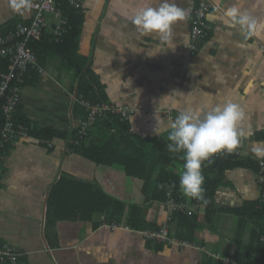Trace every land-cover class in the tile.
<instances>
[{
  "label": "crops",
  "instance_id": "1",
  "mask_svg": "<svg viewBox=\"0 0 264 264\" xmlns=\"http://www.w3.org/2000/svg\"><path fill=\"white\" fill-rule=\"evenodd\" d=\"M81 1L84 22L78 53L87 59L94 91L108 101L102 104L136 111L130 120L131 133L167 140L181 111L206 112L230 101L246 114L234 150L264 160V50L260 46L264 30L249 38L220 18L223 8L235 4L264 20V0H214L218 10L207 18L210 37L195 56L188 54V48L198 0H175L187 16L164 40L155 34L142 35L128 19L142 0ZM151 2L158 7L160 0ZM33 15L32 9L18 15L9 0H0V29L19 18L30 23ZM55 22L50 17V28ZM36 76L22 82L19 113L31 126L67 138L42 141L29 136L6 147L0 177V244L20 249L24 264H224L221 258L259 264L264 260L258 224L249 221L245 229L238 227L240 216L233 213L245 203L260 200L263 192L259 166L249 159L235 158L247 165L225 169L214 211L192 238L189 228H182L174 218L184 212L177 209L184 202H176L171 191L167 203H160L150 200L151 188L147 193L139 185L130 190L122 176L114 177L115 171L123 173L118 166L104 179L108 185L103 187L109 186L107 193L116 199L109 200L104 213L92 214L97 208L91 194L97 192L98 165L70 148L71 135L81 126L74 110L79 82L55 54L44 73ZM113 179L118 181L114 186L110 185ZM181 197L193 207L192 198L183 193ZM136 206L145 224L141 229L128 223ZM199 208L193 212L200 213ZM164 227L188 248L152 241L143 234L145 228Z\"/></svg>",
  "mask_w": 264,
  "mask_h": 264
},
{
  "label": "trees",
  "instance_id": "2",
  "mask_svg": "<svg viewBox=\"0 0 264 264\" xmlns=\"http://www.w3.org/2000/svg\"><path fill=\"white\" fill-rule=\"evenodd\" d=\"M62 9L64 14L68 15L69 27L67 32L64 33L61 42H56L54 33H52L51 30H46L43 38L40 41H31L29 47L37 56L38 66L42 68L46 67L50 56L55 54L61 58L62 63L69 70L75 73V79L79 82V99L75 104L74 110L76 116L81 118L82 124L87 119V112L85 107L81 104V101L91 104H102L108 101L102 97L101 93L97 95L94 91L89 69L86 64L87 59L80 57L78 53L79 38L82 33L84 22V12L82 9H73L66 2L63 3ZM15 24L16 21L10 22L0 29V31L6 32ZM77 58L82 61H77ZM9 64L7 58L0 57V77L2 73L8 71ZM38 72L37 68H29L23 81L29 76L35 79ZM2 101L4 102V99ZM18 108L14 115V122L16 124H27L31 126L29 121L19 113ZM31 127L30 136L35 139L44 141L46 139L67 138V134L63 135L52 129ZM79 128L74 130L71 135L70 148L93 160L98 165L97 192L91 194L96 200L97 208L91 211L92 214L104 213V210L107 209L110 203L109 200L116 199L115 196H111L107 193L109 186L106 189H103V187L108 185L104 179H108L110 176L109 173L117 166L124 168V170L121 174L115 171L114 177L120 178V176H122L121 178L124 180L122 183L124 185L125 183L128 184L130 190L139 185L141 188L143 186L142 190L144 193H147V190L151 188L150 200L160 203H167L168 193L171 191L172 198H174L176 202L188 204L181 197L182 191L179 188V177L181 172L175 171L176 167L183 166V160L179 159L182 153L169 152L167 149L168 140L159 137L141 138L139 135H136V133H131L130 129L132 126L130 121L123 122L119 116L113 114H107L99 118L97 122L88 129L83 139H80ZM212 160L213 162L211 164L205 162V165L202 167L204 175V193L200 203V213H194L195 207H190L188 209H183L184 212H179L174 215V218H177L182 228H189L191 231V238L194 235V231L199 228L200 224L204 222L212 211H214L216 191L220 185L225 183L221 180L222 176L224 177L225 169L247 165V163L238 162L235 158L228 155H223L221 158L214 156ZM158 167H160V170L157 172L155 186L152 187L153 177ZM111 182L112 184L110 185L114 186L118 181L113 179ZM197 200L198 199L192 200V206L196 204ZM259 203V200L254 203H245L242 208L234 210L233 213L238 217L240 216L237 221L238 227L242 225L245 226V229L249 221L257 223L259 226L257 237L262 240L264 237V204L259 208ZM128 223L135 229L144 228L145 224L141 218V210H137V206L133 208L132 216ZM241 231H243V227ZM180 236L183 237L181 234ZM257 262L248 259L245 263L257 264ZM259 264H264V260Z\"/></svg>",
  "mask_w": 264,
  "mask_h": 264
},
{
  "label": "built area",
  "instance_id": "3",
  "mask_svg": "<svg viewBox=\"0 0 264 264\" xmlns=\"http://www.w3.org/2000/svg\"><path fill=\"white\" fill-rule=\"evenodd\" d=\"M68 3L73 9L81 10V0H39L32 1L31 9L34 15L30 23L24 22L21 18L16 20V24L8 31H0V57L9 60V69L2 73L0 77V177L3 174V160L6 156V147L8 144L20 138H29L30 125L16 124L14 115L21 100L22 82L29 68H37L40 73H44V68L38 66L37 56L29 47L31 41H40L46 30L54 33L56 42H61L64 33L69 27L68 15L64 14L63 3ZM218 10V5L214 0H198L193 12L190 44L188 54L195 56L200 47L210 37V28L208 25V15L212 11ZM50 17L56 22L53 28H50ZM264 50V42L260 44ZM4 99V102L2 101ZM87 112V119L79 128L80 139H83L88 129L94 125L97 120L107 114H115L121 118V121L127 122L135 115L136 111L128 107H120L108 104L93 105L89 102L81 101ZM130 131H132L130 129ZM223 155L232 156L238 159H249L256 163L260 169L263 192L260 198L259 208L264 204V160L253 156H246L241 151L233 150L231 153H219L215 156L221 158ZM202 199H198L193 205L194 210L200 207ZM183 203V202H182ZM188 204H178L177 209H188ZM144 236L152 241H159L168 244H176L180 247L187 245L184 242H178L172 238L169 227L161 229H145ZM213 257H218L214 255ZM23 253L20 249L11 244H0V263L1 264H24ZM225 264H235L234 260L226 259ZM232 260V263L230 262Z\"/></svg>",
  "mask_w": 264,
  "mask_h": 264
},
{
  "label": "clouds",
  "instance_id": "4",
  "mask_svg": "<svg viewBox=\"0 0 264 264\" xmlns=\"http://www.w3.org/2000/svg\"><path fill=\"white\" fill-rule=\"evenodd\" d=\"M9 6L18 15L31 10L32 0H9ZM187 10L179 7L175 0H160L153 7L151 0H142L134 13L128 17L132 25L142 35H158L168 38L173 26L185 20ZM220 18L225 25L236 29L246 37H253L264 30V20L242 12L233 4L223 8ZM244 109L226 101L203 112L201 110L181 111L171 124L167 134V149L171 153H182L183 170L179 177V188L192 199H202L204 175L202 167L213 162L219 153H231L240 143L238 126L245 119ZM159 134L158 129H155Z\"/></svg>",
  "mask_w": 264,
  "mask_h": 264
},
{
  "label": "rangeland",
  "instance_id": "5",
  "mask_svg": "<svg viewBox=\"0 0 264 264\" xmlns=\"http://www.w3.org/2000/svg\"><path fill=\"white\" fill-rule=\"evenodd\" d=\"M260 202V201H259ZM263 239V241H264V237L262 238ZM181 248H188V246L187 245H183V247H181ZM227 259H230V258H227ZM224 264H225V261L227 262L228 260H226L225 258H221L220 259ZM231 263H232V260L230 261ZM233 263H235V264H239V262L237 261V260H234V262ZM1 264V263H0ZM230 264V263H229Z\"/></svg>",
  "mask_w": 264,
  "mask_h": 264
}]
</instances>
